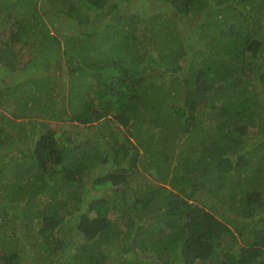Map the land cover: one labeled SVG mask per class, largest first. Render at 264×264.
I'll return each instance as SVG.
<instances>
[{
	"label": "trees",
	"instance_id": "trees-1",
	"mask_svg": "<svg viewBox=\"0 0 264 264\" xmlns=\"http://www.w3.org/2000/svg\"><path fill=\"white\" fill-rule=\"evenodd\" d=\"M0 73V264H264V0H0Z\"/></svg>",
	"mask_w": 264,
	"mask_h": 264
},
{
	"label": "rangeland",
	"instance_id": "rangeland-1",
	"mask_svg": "<svg viewBox=\"0 0 264 264\" xmlns=\"http://www.w3.org/2000/svg\"><path fill=\"white\" fill-rule=\"evenodd\" d=\"M5 29H8V27H5ZM3 37H5V36H3ZM34 69H35V67H33V69L31 70V72H34ZM6 77L7 76H5V78H4V76H3V74H1L0 73V84L6 79ZM1 110L2 109H0V118H2V117H4V113H2L1 112ZM3 111V110H2ZM24 123V122H23ZM68 126H71L70 124L68 125ZM66 127H67V125H62V124H60V122L59 123H56V128H61V129H66ZM71 128L75 131V132H79V133H81V135L83 134H88V129H77L76 127H74V126H71ZM92 131L94 132L95 130H94V128L92 129ZM16 151V150H15ZM11 153H13V150H11ZM107 187V186H106ZM108 188V187H107ZM102 192L105 194V195H107V192H109V190H102Z\"/></svg>",
	"mask_w": 264,
	"mask_h": 264
}]
</instances>
